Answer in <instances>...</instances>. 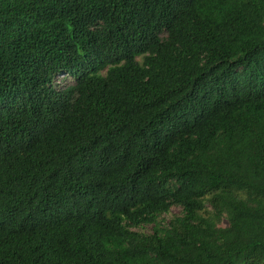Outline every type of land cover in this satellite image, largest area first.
I'll return each instance as SVG.
<instances>
[{"label": "trees", "instance_id": "trees-1", "mask_svg": "<svg viewBox=\"0 0 264 264\" xmlns=\"http://www.w3.org/2000/svg\"><path fill=\"white\" fill-rule=\"evenodd\" d=\"M0 264H264V0H0Z\"/></svg>", "mask_w": 264, "mask_h": 264}, {"label": "rangeland", "instance_id": "rangeland-1", "mask_svg": "<svg viewBox=\"0 0 264 264\" xmlns=\"http://www.w3.org/2000/svg\"><path fill=\"white\" fill-rule=\"evenodd\" d=\"M174 211H178V208L177 209L175 208Z\"/></svg>", "mask_w": 264, "mask_h": 264}]
</instances>
